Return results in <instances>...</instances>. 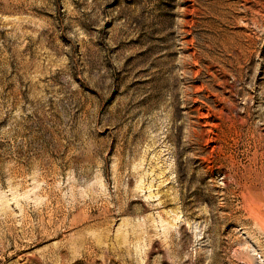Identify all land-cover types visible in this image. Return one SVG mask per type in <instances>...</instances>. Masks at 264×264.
<instances>
[{"label":"rangeland","instance_id":"rangeland-1","mask_svg":"<svg viewBox=\"0 0 264 264\" xmlns=\"http://www.w3.org/2000/svg\"><path fill=\"white\" fill-rule=\"evenodd\" d=\"M0 264H264V0H0Z\"/></svg>","mask_w":264,"mask_h":264},{"label":"bare ground","instance_id":"bare-ground-1","mask_svg":"<svg viewBox=\"0 0 264 264\" xmlns=\"http://www.w3.org/2000/svg\"><path fill=\"white\" fill-rule=\"evenodd\" d=\"M204 104V107L202 108H199L198 109V114H199V120H208L209 117L211 116V114L214 112V109L211 108L210 105L206 104V103H203ZM204 110L206 112V114H203L201 113V111ZM210 127H212V124L209 125ZM216 126V125H215ZM205 127V125L203 126ZM217 127V126H216ZM215 128V127H214ZM190 133L192 134V136L194 137V141L196 143L199 142V138L201 139V134L197 131L196 128H193V127H190ZM212 138V137H211ZM211 140V139H210ZM232 162V161H231ZM233 163V162H232ZM231 163V164H232ZM231 166V165H230ZM234 166V165H233ZM234 168V167H233ZM258 178V176H257ZM261 178V177H260ZM263 195V194H262Z\"/></svg>","mask_w":264,"mask_h":264}]
</instances>
